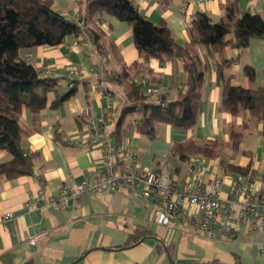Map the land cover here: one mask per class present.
I'll return each instance as SVG.
<instances>
[{
    "label": "crops",
    "instance_id": "1",
    "mask_svg": "<svg viewBox=\"0 0 264 264\" xmlns=\"http://www.w3.org/2000/svg\"><path fill=\"white\" fill-rule=\"evenodd\" d=\"M131 1L151 22H165L180 46L189 41L188 23L196 11L219 19L226 2ZM85 4L86 0H52L53 8L67 18L76 8L84 12ZM238 7L240 12L263 13L264 0H238ZM100 24L117 51V56L105 65L107 72L117 71L134 61L142 63L129 23L104 15ZM80 39L81 36L70 35L58 45L18 50L20 58L31 62L42 74L56 78L60 91L74 87L75 93L59 107L44 109L37 126L33 125L30 109H22L20 121L30 131L22 147L34 154L33 171L0 180V216L12 213L10 219L0 221V264H264V217L257 226L254 216H250L248 223L239 222L233 237L217 234L207 238L192 226L176 223L166 227L157 223L151 202L132 195L126 188L62 198L65 185H73L84 177L93 179L101 170V148H86L76 143L82 139L83 126L96 120L109 104L111 113L105 127L110 131L114 127L113 118L123 105L121 87L107 84L114 89L106 93L104 86H91L99 72L97 52L83 45L84 40ZM198 52L207 67L195 126L183 129L161 123L152 138L130 130L121 142L137 154L144 169L159 170L166 166L178 188L190 180L188 169L193 163L191 158L178 161L172 156V143L188 138L227 142L225 125L231 121L242 122L241 116L234 117L220 108L221 84L215 70V54L206 53L202 47H198ZM246 65L254 69V85L259 86L264 77V40L252 39L235 59L232 71L238 76L232 79L233 84H246L241 74ZM71 67H81L82 73L72 77L69 83ZM145 67L146 71L137 80H145L154 96L173 99L186 82V72L179 62H160L150 57ZM135 118L127 120L134 123ZM54 131L60 133L61 142L55 139ZM89 136L93 137L94 132ZM9 158L7 151L0 150V161ZM225 160L242 167L249 164L251 171L238 174L222 166L218 157H203L200 163L203 178L221 180L222 198H227L238 182L263 186L264 153L259 128L246 130L238 150L227 149ZM27 204L33 208L28 210ZM35 235L36 244L31 246L27 236Z\"/></svg>",
    "mask_w": 264,
    "mask_h": 264
},
{
    "label": "trees",
    "instance_id": "2",
    "mask_svg": "<svg viewBox=\"0 0 264 264\" xmlns=\"http://www.w3.org/2000/svg\"><path fill=\"white\" fill-rule=\"evenodd\" d=\"M156 1L168 3L170 0ZM78 10L88 20L84 28L56 11L52 0H0V150L10 155L8 160L0 161V180L33 171L34 154L24 155L26 149L22 147V141L30 133L20 121L22 109H30L33 125L37 126L44 109L59 107L75 93L74 87L60 91L56 78L42 74L31 62L20 58L18 50L58 45L70 35L81 36L80 40L88 39L91 49L103 57L104 91L111 93L115 87L122 88L123 105L113 118L114 127L109 131L118 146L130 130L152 138L161 123L174 128H193L201 107L207 67L198 47L206 53L213 52L221 84L220 108L234 117L241 116L242 122L231 121L225 125L227 142L188 138L173 142L171 155L178 161H186L192 156L218 157L222 166L235 173L246 175L251 171L249 164L242 167L226 162L225 154L227 149L238 150L245 131L256 127L262 137L264 153V77L261 84L255 86L254 69L246 65L241 73L246 84H233L232 79L238 74L232 71V64L252 39L264 40V12H240L238 0H226L224 14L219 19L204 11H196L188 23L189 41L180 46L165 22H151L131 0H86L84 12ZM104 15L131 25L132 40L143 58L142 63L134 61L117 71L107 72L105 65L111 57L117 56V51L100 27ZM150 57L160 62L182 64L186 82L175 98L148 94L138 83L137 78L146 71L145 65ZM128 117H136L135 122L128 121ZM54 133L56 140L63 139L59 132Z\"/></svg>",
    "mask_w": 264,
    "mask_h": 264
},
{
    "label": "built area",
    "instance_id": "3",
    "mask_svg": "<svg viewBox=\"0 0 264 264\" xmlns=\"http://www.w3.org/2000/svg\"><path fill=\"white\" fill-rule=\"evenodd\" d=\"M70 19L84 28L88 24L76 8L70 14ZM83 45L91 47L88 39ZM96 52V51H95ZM97 54L99 72L92 87L104 86L103 57ZM82 73L81 67H71L68 70L69 83L72 77ZM138 83L148 94L153 93L152 87L145 80ZM111 106L105 105L101 115L96 120H90L83 126L82 139L75 141L86 148L99 146L101 148V170L93 179L82 178L73 185H65L62 198H77L86 192L102 193L126 188L132 195L143 197L151 202L152 212L156 222L166 227L175 224L192 226L196 231L207 237L214 238L217 234L233 237L238 223H248L250 216L256 218L255 226L262 223L264 217V185L256 186L253 182L235 183L227 198L219 193V178L205 180L204 169L200 165L202 156H193L189 167L190 180L177 187L169 169L164 166L159 170H147L141 167L137 154L123 145H116L110 137L105 125L110 118ZM94 136H89L90 132ZM81 136V135H80ZM30 153L29 150L24 152ZM42 198V197H39ZM237 206V210L233 209ZM32 204H27L31 210ZM12 213L6 212L0 216V221H6ZM36 235L27 236L31 246L36 244Z\"/></svg>",
    "mask_w": 264,
    "mask_h": 264
}]
</instances>
